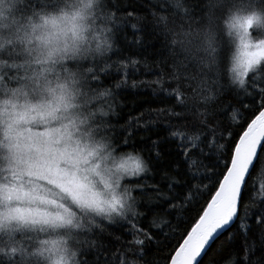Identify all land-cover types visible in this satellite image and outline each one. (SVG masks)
Instances as JSON below:
<instances>
[{
    "label": "snow or ice",
    "instance_id": "snow-or-ice-1",
    "mask_svg": "<svg viewBox=\"0 0 264 264\" xmlns=\"http://www.w3.org/2000/svg\"><path fill=\"white\" fill-rule=\"evenodd\" d=\"M205 257L264 264V0H0V264Z\"/></svg>",
    "mask_w": 264,
    "mask_h": 264
},
{
    "label": "trees",
    "instance_id": "trees-1",
    "mask_svg": "<svg viewBox=\"0 0 264 264\" xmlns=\"http://www.w3.org/2000/svg\"><path fill=\"white\" fill-rule=\"evenodd\" d=\"M127 3H135L136 0H126ZM129 38H131V32H129ZM131 50L135 51L136 46L132 45ZM135 79H143L145 77L136 76ZM118 79V77L116 78ZM148 79H151V77H148ZM131 84V78L129 79V85ZM150 98V89H132L130 87L125 88L124 90L120 91L117 95V112L120 113V115L123 117V119L120 121L123 123L124 119H127V113L132 111L133 109L139 110L141 106L148 107L147 104L144 103L145 100H148ZM119 127V125L117 126ZM145 135L144 133H137L136 137L134 139L139 140L140 136ZM155 138V137H154ZM156 179L158 180L159 177L157 176ZM149 183L152 181L149 180ZM167 231V229H165ZM223 239V238H222ZM220 241H217L219 243ZM215 247V245L213 246ZM208 257L204 258V261L201 262V264H207Z\"/></svg>",
    "mask_w": 264,
    "mask_h": 264
}]
</instances>
